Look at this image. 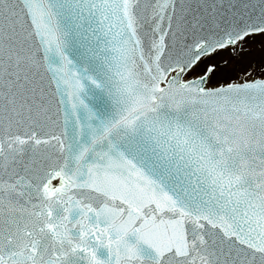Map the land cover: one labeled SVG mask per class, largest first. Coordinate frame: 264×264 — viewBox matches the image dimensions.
<instances>
[{
  "label": "snow or ice",
  "instance_id": "obj_1",
  "mask_svg": "<svg viewBox=\"0 0 264 264\" xmlns=\"http://www.w3.org/2000/svg\"><path fill=\"white\" fill-rule=\"evenodd\" d=\"M0 264H264V0H0Z\"/></svg>",
  "mask_w": 264,
  "mask_h": 264
},
{
  "label": "rangeland",
  "instance_id": "obj_2",
  "mask_svg": "<svg viewBox=\"0 0 264 264\" xmlns=\"http://www.w3.org/2000/svg\"><path fill=\"white\" fill-rule=\"evenodd\" d=\"M255 47H256V48H259V44L257 43V44L255 45ZM222 55H223V59L221 60V63H223L224 60H229V61H231V57L229 56V53L225 52V53H223ZM217 59H220V58H217ZM231 63H234V61H232ZM230 66H231V64H230Z\"/></svg>",
  "mask_w": 264,
  "mask_h": 264
}]
</instances>
